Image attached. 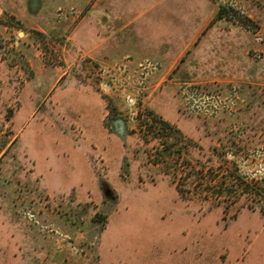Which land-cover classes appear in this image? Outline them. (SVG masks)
Wrapping results in <instances>:
<instances>
[{
  "label": "rangeland",
  "instance_id": "obj_1",
  "mask_svg": "<svg viewBox=\"0 0 264 264\" xmlns=\"http://www.w3.org/2000/svg\"><path fill=\"white\" fill-rule=\"evenodd\" d=\"M118 3L0 0V264H264V0Z\"/></svg>",
  "mask_w": 264,
  "mask_h": 264
},
{
  "label": "crops",
  "instance_id": "obj_2",
  "mask_svg": "<svg viewBox=\"0 0 264 264\" xmlns=\"http://www.w3.org/2000/svg\"><path fill=\"white\" fill-rule=\"evenodd\" d=\"M95 5L92 6L90 12H93ZM116 10H119V3L118 0H101L100 4V31L101 39L99 41L100 44V52L101 57L104 59L108 65L114 66L124 58H132V52H126L125 49L132 48L133 43L130 40H126L122 37L119 30L116 29L117 27V13ZM112 26V28L107 27ZM93 28V27H92ZM91 28V30H92ZM89 32V31H88ZM94 34V31H93ZM132 63L133 61L130 60ZM171 61H167L164 63V66L169 73L172 67H168ZM168 67V68H167Z\"/></svg>",
  "mask_w": 264,
  "mask_h": 264
},
{
  "label": "trees",
  "instance_id": "obj_3",
  "mask_svg": "<svg viewBox=\"0 0 264 264\" xmlns=\"http://www.w3.org/2000/svg\"><path fill=\"white\" fill-rule=\"evenodd\" d=\"M178 191H180V192H181V189H180V188H178Z\"/></svg>",
  "mask_w": 264,
  "mask_h": 264
}]
</instances>
